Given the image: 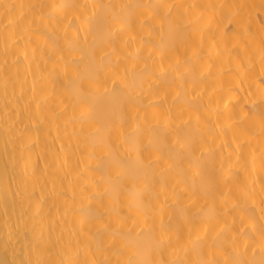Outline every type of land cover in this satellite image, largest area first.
Here are the masks:
<instances>
[{"label":"bare ground","instance_id":"bare-ground-1","mask_svg":"<svg viewBox=\"0 0 264 264\" xmlns=\"http://www.w3.org/2000/svg\"><path fill=\"white\" fill-rule=\"evenodd\" d=\"M93 3H183L197 7L189 10L179 27L175 17L172 25L166 22L161 28L156 22L149 27L138 14L119 32L116 27L109 31L103 26L104 13L98 9L91 30L88 25H65V34L55 24L42 29L47 35L39 40L35 55V38L27 45L21 41L19 51L26 49L28 57L21 55L19 60L12 54L11 41L5 53L0 25V264L76 258L78 242L82 245L103 223L117 220L105 216L97 221L81 212L97 210L98 201L89 197L109 187L100 181L105 169L100 148L92 146L98 144V138L89 135L93 131L89 124L81 125L84 109L74 107L72 99L75 73L97 70L109 88L112 80L117 85L125 80L128 87H118L115 96L132 101L123 108L114 106L115 130L106 137L113 148L125 155L120 140L127 136L130 141H142L145 164L161 156L152 167L138 166L122 176L117 169L109 173L124 226L133 229L131 235L141 242L143 254L157 261L193 260L190 248L196 235L202 236L205 227L219 231L228 224L232 231L223 237V254L233 250L235 239L240 258L253 259L251 246L257 237L250 225H259L264 215L260 192L264 187L260 160L264 137L258 128L254 135L247 131L248 126L227 128L224 105L230 109L231 104L223 97L230 93L233 102L237 98L244 101L246 110H264L257 90L264 75L259 52L264 36V0H0V12L4 4ZM49 11L61 17L67 13L70 20L74 13L79 14L70 7L58 12L45 9ZM194 49L200 50L199 59L192 58ZM81 56L83 62L72 63L79 62ZM48 57L54 59L46 63ZM194 92L200 98V108L192 119L195 123L196 116L200 117V130L193 133L191 152L177 151L171 146L172 128L184 126ZM217 109L225 114L218 117ZM151 128L155 132H150ZM234 132L237 143H247L238 151L232 143ZM201 134L206 140L203 147ZM150 138L160 149L158 153L144 147ZM209 146L215 149L211 156ZM126 155L134 161L137 153ZM190 161L200 167L190 168ZM207 167L214 169L212 177L197 174ZM21 180L26 183L22 185ZM249 189H254L251 196ZM102 199L106 206L111 203L109 194H103ZM130 204L141 205L143 212L135 207L130 210ZM233 204L240 209L233 210ZM98 238L112 240L103 233ZM92 243L94 247L95 241ZM118 243L119 238L117 247L108 253L113 261L128 255L118 252ZM204 253L207 259L221 258L219 249L205 246ZM84 258L82 253L79 259Z\"/></svg>","mask_w":264,"mask_h":264},{"label":"snow or ice","instance_id":"snow-or-ice-1","mask_svg":"<svg viewBox=\"0 0 264 264\" xmlns=\"http://www.w3.org/2000/svg\"><path fill=\"white\" fill-rule=\"evenodd\" d=\"M73 8L76 10L77 14H73V18L70 20L68 14L65 13L63 17L58 14H54L53 11L45 12V9H51L56 12L62 9ZM197 6L194 4H183V3H159V4H84V5H58V4H4L3 11L0 12V25H2L3 38L5 42V53L9 51L8 44L11 41L13 46L12 54L16 57L17 60L20 59L22 55L24 58L28 57L27 50L19 51L21 48V41L24 42V45L30 44L35 38L37 42V47L32 49L33 55L38 50V42L43 39L47 33L42 29L48 28L50 25L55 24V26L61 30L65 31L67 34V29L64 28L65 25L72 27L76 25L77 28L84 27L85 25L89 26V30L93 26L94 19L97 17V10L99 9L104 13V27L109 31L111 28L116 27V31H122L124 28L130 26L134 18H138V14L143 16L146 21H148V26L152 27L154 23L158 22L159 26L162 28L163 25L167 22L172 25L174 23L176 26H180V22L185 18L190 9H194ZM203 7V6H202ZM212 7V6H207ZM264 7V4H262ZM143 9V12L139 10ZM39 10V11H37ZM238 14V13H236ZM203 15V13L201 14ZM76 22H79L78 24ZM12 28L14 31H10ZM23 33V35H21ZM77 38L79 32L76 34ZM44 43L47 44V40H44ZM71 49V45L69 46ZM260 60H261V71L264 73V36H261V47L259 49ZM192 58H200V50L194 49L192 51ZM54 57H48L50 62ZM59 59L63 60L64 57L60 56ZM84 57H80V61L73 60V64H78L83 62ZM7 63V61H5ZM177 65L180 64V61H176ZM185 63H188L186 60ZM67 70V64L65 65ZM210 71V68H209ZM108 82H102L98 70L92 72H80L77 71L74 75L72 81L73 85V101L74 107H82L84 110L81 112V125L85 123L89 124L93 131L89 133L91 137L98 138V144H93V149L97 146L100 148L101 155L100 159L105 164V169L100 173V181L109 184L108 188L103 190V193L89 197L90 200L95 199L98 201L97 210H89L87 213H84V210H81L82 214H87L91 219L97 221H103L105 216L108 217H117L115 222L109 220L108 222L103 223L102 228L97 229V232L92 234L91 238L86 239L81 245L78 242L79 247L75 250L74 255L76 258H70L68 260H61L59 262L53 260H44L38 261L37 264H264V215H262L261 223L257 225L252 222L250 225V230L256 234L257 239L254 241L251 246V251L253 254V259H241L240 254L235 252L234 245L236 243L235 239L233 240V250L223 254V237L225 234L232 231V227L228 224H225L223 227L219 228V231H216L215 228H212L211 231L208 227H205L203 235H196L195 241L192 242L190 251L194 253L195 259L188 261H166V260H153L145 256L142 252V244L138 239L132 237V228H126L124 226L125 217L121 216L119 211V197L116 189L111 187L112 178L109 174L112 169L119 170V175H124L126 170L135 171L139 167H152L156 165L157 162L161 160L160 155H156L155 159H149L147 164H145L141 148L142 141L137 139L135 141H130L129 137L123 136L120 140L121 148L125 155H120V153L113 148L112 143L107 136L111 135V132L115 130V124L112 120V112L115 105L123 108L126 104L131 103L130 98H125L123 96H115L117 88H127L128 85L125 80H121L120 84L117 85L115 80L111 81V88L107 86ZM221 91H223V85H221ZM260 103L264 104V75L261 76L260 85L258 86ZM223 99L228 100L231 104L229 109L227 105H224L226 115V127L227 128H237L245 129L250 134H255L253 131L255 128L259 129V134L261 137H264V110L256 113L251 110H246L245 103L242 99H235L231 94H227ZM200 108V98L194 92L191 98V102L188 104V119L184 121V126L181 128L179 126L172 128V136L174 142L171 144L174 150L177 151H188L192 150V136L194 131H199V122L200 117L196 116L195 123L192 119V114L198 112ZM218 117L224 115L225 113L221 112L220 109L216 110ZM75 119V117H73ZM155 128L149 129L150 132H155ZM238 136L233 135L232 143L235 146V150H240L243 147L247 146L246 142L237 143ZM201 146L206 143V140L201 134L200 137ZM147 149L159 152L160 149L157 147L153 139H148ZM214 148L209 146L208 153L209 156L214 152ZM135 151L137 153L136 159L130 160L127 153ZM95 154V153H93ZM204 152L201 151V156L203 157ZM255 158L253 157V160ZM261 165L264 167V146L260 153ZM199 168V164H193L189 162V167ZM99 171V168L97 169ZM198 175H207L212 177L214 175V169L207 167L203 170V173L197 172ZM26 181L21 180V184H25ZM210 191V186L205 187L204 194L207 195ZM261 205L264 206V187L261 188ZM254 193V189L248 190V195L251 196ZM103 194H109L111 197V203L105 205L102 199ZM29 201L31 197H28ZM135 207L137 212H143V207L141 205H129L130 210ZM240 205L233 204V210H239ZM262 214H264V207H262ZM148 217L145 214V225H147ZM83 223V222H81ZM208 223H211L208 221ZM247 226V225H246ZM153 224L150 228H154ZM164 225L161 222L160 228L161 232L164 230ZM144 229L141 228V233ZM215 232V235L212 233ZM103 233L110 235L112 240L106 242L102 239H99V234ZM43 233L41 232V237ZM117 238H119L118 243V252L121 255L128 253L127 258L120 260L117 259L113 261L109 258L108 253L111 252L113 247H117ZM92 241H95V246L93 247ZM163 245V241H161ZM205 246L212 249L221 250V258L207 259L205 258L204 248ZM245 252L249 251L246 247ZM84 254L86 258L79 259L81 254ZM259 258L256 259L255 257Z\"/></svg>","mask_w":264,"mask_h":264}]
</instances>
